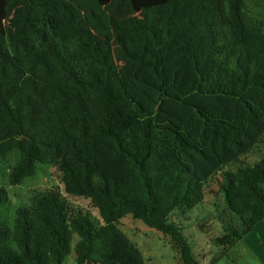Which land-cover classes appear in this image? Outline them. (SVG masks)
<instances>
[{"label": "trees", "instance_id": "16d2710c", "mask_svg": "<svg viewBox=\"0 0 264 264\" xmlns=\"http://www.w3.org/2000/svg\"><path fill=\"white\" fill-rule=\"evenodd\" d=\"M263 137L264 0H0V167L19 152L16 186L54 166L100 218L44 194L0 221V264H145L127 216L198 264L168 218L215 178L241 229L215 241L230 249L264 220V156L226 168Z\"/></svg>", "mask_w": 264, "mask_h": 264}, {"label": "rangeland", "instance_id": "374dc122", "mask_svg": "<svg viewBox=\"0 0 264 264\" xmlns=\"http://www.w3.org/2000/svg\"><path fill=\"white\" fill-rule=\"evenodd\" d=\"M126 10H129L128 6ZM21 11L20 4H16L13 14ZM133 16L140 18L139 15ZM159 23L158 21L156 25L158 28ZM116 69L120 74L131 71L126 70L121 61H116ZM263 156L264 137L250 153L226 169L233 171L239 166H251ZM20 158L19 152L12 149L0 167V189L6 193L5 201L0 206V221L10 224L18 207H31L37 198L50 192L61 193L72 211L87 213L93 220L100 221L98 211L91 207L88 200L65 196L59 173L52 165L36 164L33 176L25 178L19 185L11 186L8 174ZM219 185V178L211 180L203 202L191 210L174 211L168 218L169 222L174 223L185 236L198 264H264V221L230 249L228 247L224 250L225 248L216 244L215 241L230 229H237L238 232L241 230L238 218L225 208ZM118 226L141 251L145 264H182L178 254L172 249L168 236L130 216L123 218ZM63 264H76L73 252L65 258Z\"/></svg>", "mask_w": 264, "mask_h": 264}, {"label": "crops", "instance_id": "0c3cea01", "mask_svg": "<svg viewBox=\"0 0 264 264\" xmlns=\"http://www.w3.org/2000/svg\"><path fill=\"white\" fill-rule=\"evenodd\" d=\"M263 221H264V220H263ZM261 222H262V221H261ZM261 222H259V223H261ZM259 223L255 224V225L253 226L252 230H254V228H255ZM252 230H251V231H252Z\"/></svg>", "mask_w": 264, "mask_h": 264}]
</instances>
